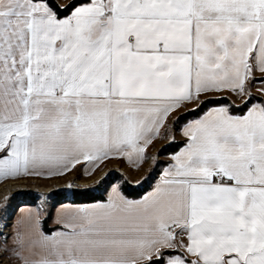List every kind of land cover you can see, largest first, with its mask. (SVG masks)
Wrapping results in <instances>:
<instances>
[{
  "label": "snow or ice",
  "instance_id": "obj_1",
  "mask_svg": "<svg viewBox=\"0 0 264 264\" xmlns=\"http://www.w3.org/2000/svg\"><path fill=\"white\" fill-rule=\"evenodd\" d=\"M112 159L148 189L41 194L3 264H264V0H0V182Z\"/></svg>",
  "mask_w": 264,
  "mask_h": 264
},
{
  "label": "rangeland",
  "instance_id": "obj_2",
  "mask_svg": "<svg viewBox=\"0 0 264 264\" xmlns=\"http://www.w3.org/2000/svg\"><path fill=\"white\" fill-rule=\"evenodd\" d=\"M231 100V99H230ZM167 142V140L157 141L154 143L153 147L149 148V153H154L157 149H159L162 145H164ZM165 155H161L159 153V160L163 161L165 159ZM150 163V162H149ZM149 163H145L142 165V167L139 170H136L134 168H128L124 166V163L122 160H112L104 162V165L102 168V175L104 173H108L107 179L115 175V173L121 174L124 178L127 177L128 179L136 181L140 178V176L149 168ZM163 165H159V167H162ZM101 169V168H100ZM79 168H75L68 174L60 177L56 180H44L42 178L37 177H31L26 178L22 180H15V181H8V182H0V237H2L3 233H7L9 235V243H11V234H12V218L15 209H17L18 206H20V200L26 191H32L36 197L35 204L33 205H39L37 202L41 204L42 196L41 194H48L51 193L54 189H61V188H67L69 189L68 185L71 183L73 187H81V186H88L96 183L99 179H101L100 175L98 179L88 182L83 180L84 178L78 171ZM81 182L79 184L78 182ZM85 182V183H84ZM130 182V181H129ZM63 184V186H57L58 184ZM115 183V182H113ZM135 183V182H131ZM83 184V185H82ZM110 187V184L107 185V188ZM11 193V199L7 204L6 209L3 206V198ZM47 198H51V195L47 196ZM52 200V199H51ZM52 206L50 208H47L50 210L54 206V202L52 200ZM0 264H3V258H0ZM11 264H18L16 261H12Z\"/></svg>",
  "mask_w": 264,
  "mask_h": 264
},
{
  "label": "trees",
  "instance_id": "obj_3",
  "mask_svg": "<svg viewBox=\"0 0 264 264\" xmlns=\"http://www.w3.org/2000/svg\"><path fill=\"white\" fill-rule=\"evenodd\" d=\"M230 98L228 100H221L220 103H228ZM212 105H206V107H209ZM182 139H179L177 141H180ZM177 145H173L171 147L168 146V142L162 145L160 148H163L164 150L160 152L161 155L167 156L170 152L175 150ZM124 177L119 174L115 173L112 177L109 179H106L104 181H101L100 183H94L92 185L88 186H79V187H72V188H61V189H54L51 191V193H54L51 195V199L54 202V205H58L64 202H71V203H90L95 201H100L106 198V190L107 185L109 184V181L116 182L117 180H123ZM99 179L98 181H100ZM148 189L147 184L142 185H136L135 183L127 182L123 185V190L125 191L126 195H129L130 197H138L139 195H142L146 190ZM20 205H33L35 204L36 197L32 191H26L23 193ZM55 225L50 226L48 224L47 219L44 221V228L45 229H52Z\"/></svg>",
  "mask_w": 264,
  "mask_h": 264
},
{
  "label": "crops",
  "instance_id": "obj_4",
  "mask_svg": "<svg viewBox=\"0 0 264 264\" xmlns=\"http://www.w3.org/2000/svg\"><path fill=\"white\" fill-rule=\"evenodd\" d=\"M252 91H253V93H257V88L256 87H253L252 88ZM258 94V93H257ZM229 98L232 100L233 99V97H231V96H229ZM237 103H239V101L237 100L236 101ZM188 107H192V105H188ZM179 139H183V137L179 134V131H177L176 132V140H179ZM159 142V141H158ZM167 143V142H166ZM112 160H120V159H112ZM112 160H110V161H112ZM123 161V163H124V166L125 167H128V168H133L131 165H129L126 161H124V160H122ZM104 165V164H103ZM77 168H79V172H80V174L82 175V177L84 178L83 180H85V179H88V180H85V181H88V182H92V181H94V180H96V179H98V177L100 176V175H102V171L104 170H102V168H104L103 166L101 167V169L99 168V170H97V171H95L94 172V174H92V175H86L85 173H84V169L81 167V165H77L76 166ZM75 167V168H76ZM163 167V166H162ZM74 168V169H75ZM74 169H72V170H74ZM71 170V171H72ZM71 171H69V172H71ZM69 172H67V173H65L64 175H66V174H68ZM64 175H62V176H64ZM62 176H57V177H52V178H46V177H37V178H42V179H44V180H56V179H59L60 177H62ZM128 181H130V182H135L134 180H131V179H128ZM79 184H81V182L79 181L78 182ZM63 185H65V183H61V184H58L57 186H63ZM83 185V184H82ZM108 189H109V187L107 188V190H106V193H105V195L107 196V191H108ZM96 202V201H95ZM64 203H71V202H64ZM91 203H94V202H90V203H74V204H91ZM37 205H20V206H18L17 207V209H15V211H14V214H13V218H12V225H11V227H12V231H13V228H14V226L16 225V222H17V220L19 219V218H21V216L23 215V214H26V212H27V210L29 209V208H34V207H36ZM59 206V204L58 205H54L50 210H48V218H47V221H48V224L50 225V226H52V225H54V223H53V221H54V217H55V213H56V207H58Z\"/></svg>",
  "mask_w": 264,
  "mask_h": 264
},
{
  "label": "built area",
  "instance_id": "obj_5",
  "mask_svg": "<svg viewBox=\"0 0 264 264\" xmlns=\"http://www.w3.org/2000/svg\"><path fill=\"white\" fill-rule=\"evenodd\" d=\"M37 204H40L39 201L37 202ZM52 205H53V204H52V200H51V198H47V204H46V207H47V208H50Z\"/></svg>",
  "mask_w": 264,
  "mask_h": 264
},
{
  "label": "bare ground",
  "instance_id": "obj_6",
  "mask_svg": "<svg viewBox=\"0 0 264 264\" xmlns=\"http://www.w3.org/2000/svg\"><path fill=\"white\" fill-rule=\"evenodd\" d=\"M85 183V182H84Z\"/></svg>",
  "mask_w": 264,
  "mask_h": 264
}]
</instances>
